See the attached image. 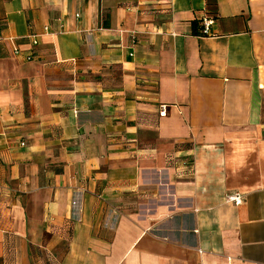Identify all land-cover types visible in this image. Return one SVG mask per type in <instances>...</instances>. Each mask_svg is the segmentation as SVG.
<instances>
[{"label": "crops", "instance_id": "1", "mask_svg": "<svg viewBox=\"0 0 264 264\" xmlns=\"http://www.w3.org/2000/svg\"><path fill=\"white\" fill-rule=\"evenodd\" d=\"M208 1L0 0V264H264V0Z\"/></svg>", "mask_w": 264, "mask_h": 264}, {"label": "built area", "instance_id": "2", "mask_svg": "<svg viewBox=\"0 0 264 264\" xmlns=\"http://www.w3.org/2000/svg\"><path fill=\"white\" fill-rule=\"evenodd\" d=\"M212 22H213V20H212L211 17H203V20H202V25H203L202 34L203 35L212 34V31H211ZM33 43L36 44L37 42L34 40ZM166 110H167V105H165V104L162 105L160 114L161 115H165L166 114ZM21 144L25 145V142H22ZM227 200L238 204V203L243 202V195H242L241 192H237L235 194L229 195L227 197Z\"/></svg>", "mask_w": 264, "mask_h": 264}, {"label": "trees", "instance_id": "3", "mask_svg": "<svg viewBox=\"0 0 264 264\" xmlns=\"http://www.w3.org/2000/svg\"><path fill=\"white\" fill-rule=\"evenodd\" d=\"M208 3H209V5L215 4L214 0H209ZM192 25H193V32L194 33L200 34L201 36H204L202 34V28H203L202 20L195 19L192 21Z\"/></svg>", "mask_w": 264, "mask_h": 264}]
</instances>
